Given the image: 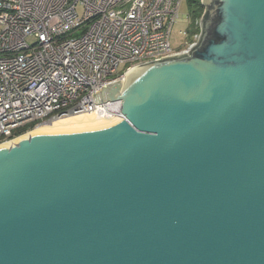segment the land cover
Instances as JSON below:
<instances>
[{
	"label": "water",
	"instance_id": "water-1",
	"mask_svg": "<svg viewBox=\"0 0 264 264\" xmlns=\"http://www.w3.org/2000/svg\"><path fill=\"white\" fill-rule=\"evenodd\" d=\"M202 4L93 94L122 119L0 145V264H264V0Z\"/></svg>",
	"mask_w": 264,
	"mask_h": 264
},
{
	"label": "built area",
	"instance_id": "built-area-1",
	"mask_svg": "<svg viewBox=\"0 0 264 264\" xmlns=\"http://www.w3.org/2000/svg\"><path fill=\"white\" fill-rule=\"evenodd\" d=\"M182 2L0 0V145L74 115L122 119L120 101L98 104L93 94L197 44L202 16L182 46L171 43Z\"/></svg>",
	"mask_w": 264,
	"mask_h": 264
},
{
	"label": "bare ground",
	"instance_id": "bare-ground-1",
	"mask_svg": "<svg viewBox=\"0 0 264 264\" xmlns=\"http://www.w3.org/2000/svg\"><path fill=\"white\" fill-rule=\"evenodd\" d=\"M117 119H103L96 113H86L74 115L62 119L55 120L52 124L39 126L34 131L38 130H62V129H79L87 127H96L108 125L116 122Z\"/></svg>",
	"mask_w": 264,
	"mask_h": 264
},
{
	"label": "rangeland",
	"instance_id": "rangeland-1",
	"mask_svg": "<svg viewBox=\"0 0 264 264\" xmlns=\"http://www.w3.org/2000/svg\"><path fill=\"white\" fill-rule=\"evenodd\" d=\"M193 10L194 8L191 5V0H183L180 7V15L172 29L171 43L173 47H180L185 43L184 32L188 30L189 26H192ZM120 69H124V65H121ZM34 130L35 129L30 132Z\"/></svg>",
	"mask_w": 264,
	"mask_h": 264
},
{
	"label": "trees",
	"instance_id": "trees-1",
	"mask_svg": "<svg viewBox=\"0 0 264 264\" xmlns=\"http://www.w3.org/2000/svg\"><path fill=\"white\" fill-rule=\"evenodd\" d=\"M191 5L194 8L193 20L200 18L204 12V5L202 4V0H191ZM22 133H24V131H21L19 135Z\"/></svg>",
	"mask_w": 264,
	"mask_h": 264
}]
</instances>
